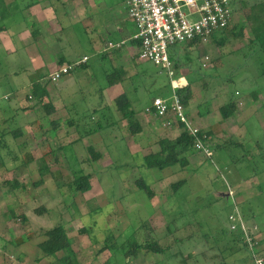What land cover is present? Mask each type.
Masks as SVG:
<instances>
[{"label":"rangeland","instance_id":"obj_1","mask_svg":"<svg viewBox=\"0 0 264 264\" xmlns=\"http://www.w3.org/2000/svg\"><path fill=\"white\" fill-rule=\"evenodd\" d=\"M242 1L246 3V8L238 11L230 28L244 25L243 36L231 35L228 30L225 32L227 38L222 44H218L214 38L206 44L200 43L194 47L180 44L172 48L171 55L173 59L182 63L177 66V77L190 74L197 81L198 84H194V81L192 87L193 92L196 91L198 94V101H202L199 110L204 111L209 106V102L205 101L208 97H216V100L218 98L217 102L234 98L238 105L243 106L241 112H237V117H233L235 121L229 124L231 131L236 130L239 125L240 132L232 138L228 149H218L217 154L222 156L223 161H229V166L232 165L233 169L241 167L238 175L249 180L244 187L245 190L252 194L256 193L255 195L262 194L256 197V205L264 209V158L258 157L251 160L246 156L247 144L251 140L255 148L254 153L264 155V51L259 45L249 46L255 34L264 29V0ZM106 2L107 4H118L122 0H106ZM16 17H12L13 20L9 21L14 31L16 27L23 24L21 19L14 21ZM220 34L224 35L223 32ZM2 35L0 34V55L4 56V35ZM86 52L90 53L89 50ZM206 55L210 56L211 62L205 66ZM89 56H91V64L97 62L98 58L95 53H90ZM188 58L189 62L186 61ZM8 60L21 69L29 64L21 53ZM186 63L191 66L185 67ZM138 65L142 73L136 84L140 90L139 98H142V103L145 104L156 96L164 97L171 87L168 70L152 61L140 60ZM23 76L14 77L19 81L24 79ZM99 77L100 84L103 78L105 80L108 78ZM93 87L97 89L95 82ZM125 89L130 90V85ZM126 93L130 92L126 91ZM95 105L96 103H93V107ZM113 108H115L114 111L117 110L115 104ZM90 109V114L95 112L92 107ZM255 109H258L257 116L252 114V110ZM106 112L109 114L108 111ZM250 114L254 117H250ZM112 116L111 121L115 119L114 115ZM101 117L103 119L102 111H99L97 118ZM104 129L107 130V128ZM97 134L101 135L102 132H97L94 137L97 142L95 144L98 145ZM121 134L120 132L115 133L117 137ZM102 136L106 139L107 136L110 137V134L104 133ZM115 139L116 144L111 146L106 139L107 148H103L102 145L99 149L93 146L102 155L99 160L92 159L87 150L81 152L79 147L68 146L64 150H59L56 156L58 164L54 165L57 168L52 166L54 170H57L55 175H49L51 166L49 171L41 169V173H38L33 164L22 167L24 169L21 175L25 173L26 176L19 175L18 180L23 184L17 183V185L13 181V172L20 170L16 166H20V163L13 161V156L8 154L6 149L0 148L1 157L5 162V166L0 162V168H3L0 173V264H49L53 262L54 257H43L38 245L46 238L45 230L60 224L65 226L71 237L80 264H100V261L102 262L100 258L104 257L100 254L104 251L115 254L107 262L108 264H124L125 247L122 246L128 239L134 242L137 238L140 242L150 241L153 238L159 239L164 247L170 246L178 252L179 259L182 260L185 256L188 259L187 264H197L195 258L199 264L200 256L194 255L200 252L205 254L206 258H202L204 264H221L224 261L223 257L226 258L228 253H225V248L216 244L215 236L225 238L226 235L221 234L219 229L222 226L224 228L229 226L227 230L233 234L229 231V215L234 209L233 202L243 204L235 195L234 198L230 195L232 200L230 204L225 198L223 200L216 196L215 190L225 191L227 189L228 175L222 176L211 160L205 162L203 166L195 162L199 160H193L190 166L183 168L187 165H181L178 157L171 159L172 164L167 169H150L144 165V156L127 151L119 143L120 138ZM226 139L230 138L226 137ZM80 143L83 145L82 141ZM224 144L228 145V142ZM42 150L47 152L49 147L43 146ZM38 155L36 153L35 156ZM241 160L244 164L239 163ZM39 166L41 165L38 164L36 167ZM81 174H91L90 181L93 189L85 193L73 194L71 191L75 187L74 181ZM182 177L187 178L186 184L176 192L173 185ZM140 178H143L153 190V197H149L145 190L139 188ZM71 200H74L73 202L78 206L77 210L74 204L68 206ZM248 205L252 206L250 201ZM42 208L45 212H41ZM93 209L100 211L93 213ZM154 210L156 215L150 221V217L155 214ZM13 212L17 219L13 216ZM246 216L248 213L247 215L245 213ZM262 219H264V214ZM85 226L88 227V233L82 231ZM205 235L210 241V246L204 241H201L202 245L195 241ZM189 237L190 240L187 239ZM104 247L105 249L100 251ZM221 250L224 254L220 253ZM246 250L235 254L233 264H255L252 253ZM143 251L139 256L141 259L150 260L152 258L151 263H173L169 259L162 261L170 251L163 253ZM176 258L177 256L175 260Z\"/></svg>","mask_w":264,"mask_h":264},{"label":"crops","instance_id":"obj_2","mask_svg":"<svg viewBox=\"0 0 264 264\" xmlns=\"http://www.w3.org/2000/svg\"><path fill=\"white\" fill-rule=\"evenodd\" d=\"M4 1L10 14L3 17V12L0 10V28H4L3 31H0V34L5 36L2 35L3 47H5L3 52L5 54L4 56L0 55V148L6 149L8 154L13 156V161L20 163V166L16 165L20 170L17 169L13 172L15 183H22V181L19 182L18 177L26 176L25 173L21 175L24 169L22 167H27L29 164H33L38 173H41L43 166H48L47 169L51 166L49 175H55L54 173H57V170H54L52 166L58 164L56 157L58 151L64 150L68 146L71 148L79 147L81 152H83L82 150L89 152V148L93 146H97L98 149L101 148V145L103 148H107L106 139H108L109 146H111L116 144L115 138L117 140L120 138L119 143H121L122 148L146 158L149 154L161 150V140L174 141L181 134V125L169 128L164 125V118L158 117L153 110L148 109L152 108L153 99H149L144 104L142 98H139L140 90L136 83L142 73L138 65L141 59L139 58L138 43L131 40L136 32V24L129 16L128 0H122L118 4H107L106 0ZM15 16L17 17L14 21L21 19L23 24L16 27L14 31L9 21L13 20L11 18ZM123 41L125 43L121 47L109 46V42L120 43ZM86 50L96 54L98 58L96 63L91 64L90 53H87ZM18 53L24 55L29 61V64L22 69L8 60ZM86 56L89 59L85 63L64 76L60 81L52 82L50 80V73L54 69L72 64ZM21 75H24V79L19 81L14 77ZM99 76L108 78L107 80L103 78L102 84H100L98 82ZM180 76L187 82L189 78L195 81L190 74ZM113 77L117 78L113 81L116 83L111 84ZM94 82L97 89L93 87ZM196 83L197 81L194 84ZM129 85L130 90L125 89V87L129 88ZM126 91L130 92L128 96L131 107L135 111L133 119L141 126V131L136 134L131 132L129 120L123 117V113L118 109L115 102L116 98L126 93ZM167 92L164 97L171 95L172 87ZM90 93L91 95H89ZM142 93L144 94V92ZM45 94L47 95L44 96ZM197 95L195 91L194 98L185 106V110L197 127L208 133L212 141L210 147L213 150V155L208 157L203 151L192 149L184 155L189 163L183 168L190 166L193 160H199V162H195L201 164V166L211 160L222 176L228 175L226 179L227 189L225 191L215 190V194L218 198L226 199L227 203L230 204L232 200L227 198L226 192L231 189L238 201L243 202L240 205L241 211L246 215L248 213V216L244 217L252 223H248V225L259 227L257 234L259 239L256 247L257 251L259 249V253L262 252L264 255V219H262L264 209H260V206L256 205V197H260L262 194L255 195L256 193L247 192L244 187H246L249 180L238 175L241 167L238 166L233 169L232 165L229 166V161H223L222 156L217 154L218 149H228L232 138L237 132H240L239 125H237L236 130L231 131L229 124L235 121L233 117H237L243 106L238 105L236 102L237 111L234 116L230 119H223L221 107L228 102L229 98L224 99L222 102H217L218 98L216 100V97H208L206 100L204 98L205 101L209 102V106L201 111L199 109L202 101H198ZM47 103L49 107L45 105ZM93 103H96L94 107ZM113 104L116 105L118 111H114ZM90 107L95 112L90 114ZM49 109L50 114L47 113ZM257 110H252V114L257 116ZM42 111L45 112H43L44 115H42ZM99 111H102L103 119L102 117L97 118ZM252 114H250V117H254V115L251 116ZM112 115L115 117L113 121H111ZM104 128H107V130L105 131ZM97 132H102L101 135L97 134L98 145L95 144L97 142L94 138ZM118 132L122 133L120 137L115 135ZM104 133L110 134V137L107 136L104 139L102 136ZM74 134L77 135L74 136ZM226 137L230 139H226ZM226 141L228 145L224 144ZM251 143L252 145H250ZM43 146L49 147V150L47 152L43 151ZM247 146L246 156L248 159L264 158L263 154L257 155L254 153L253 149L255 148L252 140ZM95 151L99 153L98 150ZM30 152H33V154ZM36 153L39 155L35 156ZM26 154L29 156H25ZM0 162L5 166L1 152ZM241 162L242 160L239 161V163ZM38 164L41 166L36 167ZM241 164H244V162ZM54 167L57 168V166ZM2 171L3 168L1 167L0 173ZM235 176L237 177L235 178ZM180 179L187 181V178L184 177ZM248 201L251 202L252 206L248 205ZM99 211L94 210L93 213H99ZM154 215L156 213L150 217V221ZM69 220H71L70 217ZM228 228L229 226L219 228L221 234L226 235L225 238L215 236L216 244L221 245L222 248L226 249L225 253H228L226 258L223 257L224 261L221 264H233L235 254L245 249L241 247V244L228 242L234 233L240 235L239 232L229 230L233 232V234H230ZM187 239L190 240L191 238ZM195 241L201 243L200 245H202L201 241H204L210 246V241L206 235L203 238L195 239ZM226 244L229 246H226ZM168 249L167 251L170 252L162 261L169 259L173 262L172 264H187L186 260L188 259L185 256L181 260L178 258V252H175L170 246ZM206 250L208 251L209 247ZM206 250L204 248V251ZM220 253L224 254L223 250ZM143 254L145 255V252ZM101 255L104 257L100 258L102 259L100 264H106L115 254L104 251L101 252ZM197 255L200 256L199 264H204L202 258L205 257V254L200 252L194 256ZM139 256L140 254L137 257L125 258L124 264H159V262L151 263L152 258L146 260L141 259ZM189 256L191 257V255ZM195 261L198 264L196 258Z\"/></svg>","mask_w":264,"mask_h":264},{"label":"built area","instance_id":"obj_3","mask_svg":"<svg viewBox=\"0 0 264 264\" xmlns=\"http://www.w3.org/2000/svg\"><path fill=\"white\" fill-rule=\"evenodd\" d=\"M129 16L135 21L136 32L131 37L138 43L139 58L152 61L168 70L172 93L168 97H156L152 108L155 115L164 118V125H183L188 133L197 137L194 149L203 151L208 157L213 155L212 141L207 132L202 131L187 115L185 105L176 89L187 84L182 76L177 77L176 62L171 58V50L180 44H206L218 31L231 27L235 15L233 0H128ZM125 42H109L110 47H121ZM86 56L72 64H66L50 73L52 82L60 81L64 76L85 63ZM211 62L209 55L204 58V65ZM201 134V137L198 135ZM231 198L234 192L230 189ZM229 215L230 230L242 234L248 250L252 253L255 264H264V257L259 255L257 225L249 226L237 206Z\"/></svg>","mask_w":264,"mask_h":264},{"label":"trees","instance_id":"obj_4","mask_svg":"<svg viewBox=\"0 0 264 264\" xmlns=\"http://www.w3.org/2000/svg\"><path fill=\"white\" fill-rule=\"evenodd\" d=\"M245 4L246 3H244L242 0H233L234 11L238 12L240 10H244L246 8ZM0 10L3 12V17H6L7 15L10 14L7 11L8 9H7V6L4 0H0ZM244 28H245L244 25H241L240 27L239 26L233 27V28L229 27L223 31L216 32L213 38L217 40L218 44H222L227 38V36L225 35L226 31L229 30L230 34L234 36H236L237 34H239L240 36H243ZM3 29L4 28H0V31H3ZM237 30H239V32H237ZM222 32L224 33V35L220 34ZM218 33L219 35H217ZM254 44L259 45L264 51V29L263 31L257 32L255 34V38H253L250 41L249 46L254 45ZM198 45L199 43L195 42V43L189 44L188 46L194 47ZM171 58L173 59L172 55H171ZM175 61H176V66L180 65L181 63L180 61H177V60ZM186 61L189 62L190 59L188 58ZM189 66H191L189 63L185 64V67H189ZM113 78L114 79L111 80V84L116 83L113 81L116 80L117 78L116 77H113ZM193 82L194 81L191 78H189V83L186 86H181L176 89V93L179 95L181 101L183 102L185 106L188 105L190 100L193 99L194 97V92H193V87H192ZM46 95L47 94H45L44 96ZM115 102L118 106V109L123 113V117L129 120V126H130L131 132L135 134L139 133L141 131V126L136 120L134 121L133 119L135 111L131 107V101H130L128 94L124 93V94L119 95L116 98ZM45 105L48 106V103ZM236 111H237V105H236L234 98H231L230 100H228V102L224 106L221 107V114H222L223 119H230L231 117L234 116ZM47 113L50 114V109ZM182 128H183V125L181 124V129ZM198 137H201V134H199ZM196 140H197L196 136H193L190 133H188L185 129H182L181 134L176 138V140L174 141L161 140L160 141L161 150L158 152L149 154L145 158V166L150 169L158 168L160 170H164L170 166L171 158L175 156L178 157V162L181 165L183 166L187 165L189 161L186 159L184 155L188 151L194 149ZM89 152L91 154V158L94 160H97L101 157V154L97 153L94 147H90ZM47 168L48 166H43L42 169L46 170ZM90 179H91V174H81L80 176H78L74 181L75 183L74 190H72L71 192L75 194L77 192L85 193V192L90 191L92 189V184H91ZM184 184H186V180H180L176 182L173 185L174 191L177 192ZM138 186L140 189L145 190V192L148 194L149 197L154 196L153 190L150 188V186L147 184V182H145L143 178L139 179ZM73 201L74 200H71V205L74 204L73 206L75 207V210H77L78 207L76 203ZM239 204L240 203H237V206L240 208ZM234 207H235V204H234ZM41 210H42L41 212H45L44 208H42ZM241 212L245 216V213H243V211ZM13 216L16 217L15 212H13ZM24 219L25 220L27 219L26 216H24ZM246 223L248 224L247 220H246ZM82 231L85 233H88V227L85 226L82 229ZM44 235L46 238L42 242H40L38 246L44 258L54 257V261L49 264H80L79 259L77 257V253L73 248L71 237L68 235L67 230L63 224H60V225H57L55 227L45 230ZM242 238H243L242 234L239 235V234L234 233L233 237L228 242L229 243L236 242L238 244H241L242 248L248 249V247L246 246ZM130 240L131 239H128L125 242V244L122 246V247H125L124 258L137 257L143 250H148V251L150 250L155 253H161V252L163 253L169 250L168 249L169 246L164 247L161 244V241L159 239L156 240L153 238V240L144 241V242H140L138 238L134 242ZM226 246H229V245L226 244ZM106 247L108 248V246ZM112 247H114V245H112ZM104 249L105 247L101 248L100 251H103Z\"/></svg>","mask_w":264,"mask_h":264},{"label":"water","instance_id":"obj_5","mask_svg":"<svg viewBox=\"0 0 264 264\" xmlns=\"http://www.w3.org/2000/svg\"><path fill=\"white\" fill-rule=\"evenodd\" d=\"M226 196H227L228 199L230 198V191L226 192Z\"/></svg>","mask_w":264,"mask_h":264}]
</instances>
